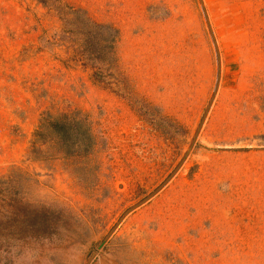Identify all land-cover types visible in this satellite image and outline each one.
Returning a JSON list of instances; mask_svg holds the SVG:
<instances>
[{
	"label": "rangeland",
	"instance_id": "1",
	"mask_svg": "<svg viewBox=\"0 0 264 264\" xmlns=\"http://www.w3.org/2000/svg\"><path fill=\"white\" fill-rule=\"evenodd\" d=\"M0 264H264V0H0Z\"/></svg>",
	"mask_w": 264,
	"mask_h": 264
}]
</instances>
